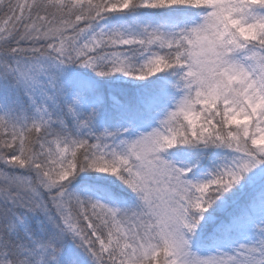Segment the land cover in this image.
<instances>
[{"label":"snow or ice","instance_id":"obj_1","mask_svg":"<svg viewBox=\"0 0 264 264\" xmlns=\"http://www.w3.org/2000/svg\"><path fill=\"white\" fill-rule=\"evenodd\" d=\"M0 264H264V0H0Z\"/></svg>","mask_w":264,"mask_h":264}]
</instances>
